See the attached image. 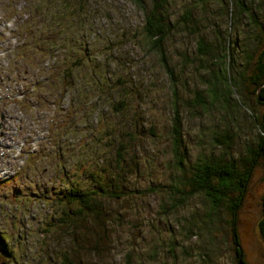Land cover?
I'll return each instance as SVG.
<instances>
[{
    "label": "rangeland",
    "instance_id": "374dc122",
    "mask_svg": "<svg viewBox=\"0 0 264 264\" xmlns=\"http://www.w3.org/2000/svg\"><path fill=\"white\" fill-rule=\"evenodd\" d=\"M139 1L142 7L132 0H79L72 15L59 9L66 0H35L21 14L17 8L22 2L17 4L8 19L0 13V234L9 249V254L0 251V263L55 264L57 254L67 250L77 264H236L232 214L225 206L209 209L199 192L180 197L192 186L189 178L199 160H226L242 167L258 150L263 134L237 98L258 110L245 86L264 47V0H167L171 30L164 45L171 76L148 47L143 11L149 0ZM34 7L43 10L39 16ZM52 9L61 13L62 29L54 28L48 13ZM37 18L38 35L53 38L43 41L45 55L37 53L32 64L45 72L50 64L68 59L74 73L62 79L58 72L57 83L53 78L47 83L45 72L46 84L39 87L44 102L24 110L9 93L20 88L22 76L30 78L38 71L28 59L23 69H4L5 58L9 51L11 59L19 41H26L25 31L32 33ZM223 75L236 85L240 79L238 93L230 89L225 96ZM66 111L71 112L67 123L54 127L62 147L59 162L53 158L55 165L48 147L50 121ZM174 112L184 150L179 152L181 166L169 140ZM20 115L25 118L21 128L13 121ZM29 128H34L45 154L35 161L41 174L38 190L29 180L36 178L34 169H12L16 158L10 147ZM112 134L126 150L123 185L114 190L119 197L96 195L91 203L97 200L99 206L92 211L75 201L50 199L48 187H99L88 173L70 165L84 159L89 169L104 166V158L112 157L113 150L105 145ZM254 163L234 211V235L245 264H264V237L257 228L264 195V143ZM60 166L65 172L69 167L68 179L57 173ZM92 174L102 186L111 181L107 170ZM174 198L179 202L172 209L169 200ZM76 207L81 208L77 217ZM64 211L68 216L60 220Z\"/></svg>",
    "mask_w": 264,
    "mask_h": 264
},
{
    "label": "trees",
    "instance_id": "16d2710c",
    "mask_svg": "<svg viewBox=\"0 0 264 264\" xmlns=\"http://www.w3.org/2000/svg\"><path fill=\"white\" fill-rule=\"evenodd\" d=\"M35 0H6L4 2L3 0L0 1V4L2 6V13L5 16V19H8L12 16L13 12L16 11V6L20 2H22V5L17 8L19 14H21V11L23 9L29 11V6L30 4L33 3ZM52 1V0H48ZM68 3L65 7L59 8L60 10L67 11L71 13L72 15L77 14L73 8L75 6H79L81 2L79 0H74L73 3H71V0H66ZM83 1V0H82ZM134 3L137 5H140L139 0H132ZM49 2V3H50ZM166 4L167 0H149V4L147 6V9L143 11L144 13V18H143V32H144V37L147 41L148 47L152 50H154L158 58L161 61V65L164 68L165 73L168 76H171V70L167 66V58L165 55V45H164V40L169 32L171 30V25L168 20V14L166 12ZM140 7H142L140 5ZM35 8V12L39 16V12L43 11L38 9L37 7ZM48 9V8H47ZM46 8L44 10H47ZM49 13V17L54 21L55 29L60 27L62 29V23L60 21L61 18V13L59 12L58 9L51 10V14ZM2 17V16H1ZM40 22H42V18H40ZM25 22L28 23V21L25 20ZM39 24V27L37 25ZM35 28L32 29V33L28 32L27 30L25 31V40L26 41H21L19 46L17 47V57L25 63L26 59L30 61L32 64V58L36 56L37 53L39 55H45V49L43 44V41L51 40L53 37L52 35H38L39 28H40V23L39 19L37 18L35 23ZM53 33H56L55 30ZM21 31V30H20ZM31 37V38H30ZM47 39V40H46ZM53 41V40H52ZM49 43V42H46ZM29 48V49H28ZM221 59L223 60L224 54H220ZM66 62V63H65ZM33 67H36V64L33 65ZM50 68V70L45 71L48 77H45V72H44V77L49 83L51 79L57 75L59 72V76H62V79L64 77H70L71 76V71L74 73V67L69 64L68 59L66 61H62L61 63L55 62L53 65L47 66ZM38 71L42 74V67H39ZM40 73H38L40 75ZM43 75V74H42ZM44 77L42 76L41 83H37V89L34 92V95L36 97H40V92H39V87H43L46 83L43 81ZM50 81H48V79ZM225 76H222V79L225 80ZM221 79V78H220ZM55 82L57 83V80L54 79ZM249 85L245 86L246 92L248 95L252 96L254 99L255 104L258 106V110L254 111L249 105L245 104L244 100H240V98H237V105L250 110V117L252 119V122L258 128L259 132L263 134V136H259V142L257 144V149L256 151H252L251 153V158L248 159V165L245 166L244 163H242L244 166L242 167H237L236 164H234L231 161H226V160H215L213 162H210L208 160H199L200 162L194 164L193 166V173L190 176V181L191 185L190 188L180 197V200H183L185 197H188L192 195L195 192H199L202 196L203 199L207 202L209 209H216L217 207H226V209L229 211L230 214H232V218L230 219V227L231 231L233 233L234 237V245H235V258H236V264H245L243 261V258H241V253H240V248L238 245V240H236V236L234 235V211L236 206L239 205V202L241 200L242 194L245 190L246 184L248 182L249 174L251 171V166L254 163L255 156L258 154V152H261L263 150V143H264V47L262 49V52L259 56V59L257 60L254 68L251 70L249 76ZM241 86V81L240 79H237V85L236 82L231 81V80H225L224 87H222L223 92H225V96H227L229 93V90L231 89L232 91L235 92V88H237V93L239 91V87ZM42 89V88H41ZM215 87H213L212 92L214 93ZM42 92V90H41ZM48 93V91H47ZM59 94V93H58ZM62 94V93H61ZM60 96V94H59ZM44 98H47L44 97ZM248 108H247V106ZM115 110V108H113ZM71 112L66 111L62 117H60L56 122L53 123L51 126V140L49 143V152H50V158L52 159L51 162L55 165L57 164L59 154L61 153L62 147L59 144V141L57 138L56 129L54 127H62V125L67 123L68 117ZM67 132V131H65ZM64 132V133H65ZM66 137H68V133L65 134ZM53 138V140H52ZM65 140V137H64ZM169 140H170V145H171V150L173 152L174 158H175V163L177 166H181V155L179 152H184V150L181 147V137H180V121L177 116V113L174 112L172 115V121L170 124L169 128ZM57 141V142H55ZM69 144L74 145L73 141H69ZM109 146L110 149L113 150L112 157L109 156V158H104L105 159V164L104 166L102 163L100 164V167H92L91 169L88 168L89 164H85L86 161L83 159L81 163L76 164L73 163L70 165L71 169L75 170V167L77 166L80 170H83V173H88L89 177L98 183L99 187L97 188H78L77 184L73 183L71 187L66 184L65 187H48L51 196L50 199L54 200L57 203H68L71 204L73 201L77 202L79 206L85 207L89 209V211H92L93 207H98L99 203H97V200L95 202V205H92L91 202H94L96 195L97 196H107L110 198H117L119 197V193H117L116 189L120 188L123 185V180L120 177L121 172L123 171V155L125 153V149L118 140L115 139V135L112 134L111 138V143L107 142L105 145ZM48 154V153H47ZM34 155V156H33ZM30 155V160L32 163L35 161H38L37 157L43 158L45 154L42 153L41 150L35 155ZM53 158L56 160L54 162ZM77 162V160H76ZM30 166V165H29ZM61 170H59L57 173L60 174V176L66 179H68L69 174L71 171H69V167L67 168L66 172L63 171V166H60ZM32 172H37L36 178H30L29 180L32 182L33 186L35 189L38 190L37 186V180H39L40 173L38 172V169L36 170L35 168ZM89 169V170H88ZM102 170H107L108 171V176L111 175V181L109 182L107 180V187L104 185H100L98 178L94 176L92 173L93 171H98L100 172ZM111 170H116L118 173L114 176L113 173H111ZM43 171V170H42ZM41 171V172H42ZM68 171V173H67ZM105 173V171H104ZM103 173V174H104ZM101 174V173H100ZM99 174V175H100ZM108 176L106 178H108ZM54 179L56 178L55 175H53ZM52 177V180H53ZM176 191H179L178 189ZM233 195V196H232ZM178 199H170L169 204L170 207L173 209L175 206L178 205L177 201ZM230 203V204H229ZM86 208V207H85ZM74 216L77 217L81 214V208L76 207L74 210ZM97 212V211H96ZM68 214L66 211L62 213V216L60 217V220H64ZM257 228L259 233H261L264 237V195L262 196V202H261V216L257 220ZM0 251L3 253L9 254V249L5 245V238L2 234H0ZM69 253L67 250H63L62 252H59L57 254V262L55 264H77L76 260L70 259L68 256ZM71 254V253H70ZM73 258H76V254L73 253L71 254ZM2 258V257H1ZM238 262V263H237Z\"/></svg>",
    "mask_w": 264,
    "mask_h": 264
},
{
    "label": "water",
    "instance_id": "95a60500",
    "mask_svg": "<svg viewBox=\"0 0 264 264\" xmlns=\"http://www.w3.org/2000/svg\"><path fill=\"white\" fill-rule=\"evenodd\" d=\"M2 263L5 264V263L3 262V259H1V263H0V264H2Z\"/></svg>",
    "mask_w": 264,
    "mask_h": 264
}]
</instances>
